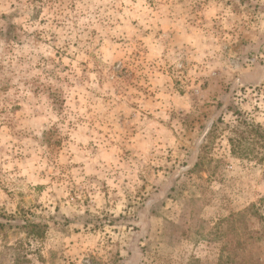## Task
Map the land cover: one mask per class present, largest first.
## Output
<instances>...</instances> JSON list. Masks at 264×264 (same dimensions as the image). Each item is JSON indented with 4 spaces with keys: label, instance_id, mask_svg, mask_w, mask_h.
<instances>
[{
    "label": "rangeland",
    "instance_id": "rangeland-1",
    "mask_svg": "<svg viewBox=\"0 0 264 264\" xmlns=\"http://www.w3.org/2000/svg\"><path fill=\"white\" fill-rule=\"evenodd\" d=\"M249 249L264 264V0H0V264Z\"/></svg>",
    "mask_w": 264,
    "mask_h": 264
},
{
    "label": "trees",
    "instance_id": "trees-1",
    "mask_svg": "<svg viewBox=\"0 0 264 264\" xmlns=\"http://www.w3.org/2000/svg\"><path fill=\"white\" fill-rule=\"evenodd\" d=\"M257 130H259V128H257ZM240 136L241 137H240L239 140H242L244 138V134L242 133V135H240ZM37 226H38L37 224L32 223L30 221H26L24 223V228H26V230L28 231V233H29L30 236L32 235V236L37 237V236L40 235V231L39 230H35ZM250 252H251V249H249L247 251V253H246L247 259H245V262L247 264H254V259H253V257H252V255H251ZM225 257L227 258L228 256L222 254V257H221L220 262L218 264H225L226 263Z\"/></svg>",
    "mask_w": 264,
    "mask_h": 264
}]
</instances>
